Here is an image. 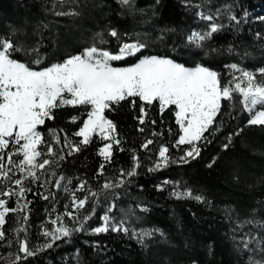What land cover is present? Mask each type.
Wrapping results in <instances>:
<instances>
[{
	"label": "trees",
	"instance_id": "trees-1",
	"mask_svg": "<svg viewBox=\"0 0 264 264\" xmlns=\"http://www.w3.org/2000/svg\"><path fill=\"white\" fill-rule=\"evenodd\" d=\"M201 13L212 16V21L202 19ZM232 15L239 23L229 18ZM213 23L220 26L219 30L199 42L201 46L189 41L193 32L203 34ZM112 30L119 34V41L109 35ZM0 37L25 50L15 53L14 58L21 62L32 64L37 54L31 50L38 48L43 58L39 68L94 44L115 52L120 42L139 41L147 47L138 56L171 58L186 67L200 64L220 73L226 82L231 78L228 65L238 64L250 71L264 67V0H131L128 5L120 0H0ZM132 99L105 112L121 141L119 146L113 145L110 162L99 155L106 141L93 135L89 144L79 145L80 151L66 155L68 150L64 149L65 158L54 165L58 175L71 179L68 192L63 187H41L40 182L25 180L32 190L26 194L31 201L26 227L29 246L35 249L46 242L41 225L55 227L49 221L63 214L64 206L70 204L69 195L79 183L86 181L88 188L99 191L106 180L124 179L128 183L115 189L119 196L110 215L114 222L123 217L126 226L151 232V236H145L141 243L131 232L93 234L90 229L102 224L105 208L113 200L110 196L85 224L89 231L58 240L52 248L19 264H264V126L248 124L249 114L242 111L238 95L234 107L222 101L213 125L219 126V131L206 132L210 143L201 141L200 155L184 163L179 158L189 146L173 147L181 135L174 106L161 113L158 103L145 105L147 115L140 124L142 102L135 98L133 106ZM85 112V106L57 108L54 118L38 130L46 139L49 130L55 129L62 140L67 135L69 141L78 142L82 138L73 133L82 126ZM73 117L77 118L75 123ZM148 139L154 143L142 148ZM161 145L169 148L167 155L176 162L150 172L148 169L155 168L159 160ZM54 147L59 151L60 146ZM133 154L139 157L138 175L119 177L121 169L132 166ZM101 164L103 175L98 174ZM19 175L17 172L13 179ZM165 180L169 183L163 184ZM174 191H191L203 200L178 199L172 195ZM37 193L51 195L45 200ZM3 198L9 201L7 207H15L16 197ZM90 209L91 204H87L81 215ZM65 221L78 226L67 217ZM16 227L17 214L9 213L3 226L6 239L0 241V264H10L16 255L23 257L14 242ZM8 240L13 241L11 247Z\"/></svg>",
	"mask_w": 264,
	"mask_h": 264
},
{
	"label": "snow or ice",
	"instance_id": "snow-or-ice-1",
	"mask_svg": "<svg viewBox=\"0 0 264 264\" xmlns=\"http://www.w3.org/2000/svg\"><path fill=\"white\" fill-rule=\"evenodd\" d=\"M130 2L131 0H120L123 5H128ZM65 14L72 13H57V15ZM200 15L207 21L213 19L212 16L203 13ZM229 18L239 23L234 15ZM219 28L217 24H210L209 31L203 34L193 32L188 39L199 47L201 46L199 42L209 39ZM109 35L119 41V34L115 30L110 31ZM100 42L106 43L103 39ZM145 47L147 45L139 41L120 42L118 50L113 52L94 44L77 54L69 55L61 62L43 68H39L43 63L39 49L33 48L31 51L37 54L32 61L37 67L33 68L32 64L14 58L15 53L25 51L23 48L14 44L11 39L0 37V241L6 239L3 229L6 217L9 213L17 214L14 242L17 251L23 253V257L16 255L11 259L10 264H19L22 259L34 257L39 252L52 248L56 241L65 237L70 238L73 233L89 231L85 228V224L95 214L97 206L108 200L110 196L113 200L105 208V214L101 217L102 224L90 229L93 234L107 233L109 230L123 232L125 235L131 232V236L138 238L141 243L145 236H151V232H137L126 226L127 222L123 217L118 223L114 222L115 217L110 215L116 210L115 199L119 196L115 189L123 187L128 181L106 180L100 185L99 191L88 188L87 182L83 181L71 192V207L66 204L63 214H56L49 221L55 227L49 229L41 225L43 229L41 234L46 238V242L35 249L29 246L26 225L31 201L27 200L26 194L32 190L25 184V180L40 182L41 187L49 185L57 189L63 187L68 192L67 185L72 183L71 179L58 175L54 165L65 158L64 149L68 150L66 155L80 151L79 145L89 144L94 134L108 141L99 149V155L110 162L113 145L121 144L120 139L115 135V124L105 116V112L113 105L133 98L131 103L134 106L135 98H138L142 102L140 124H144L143 116L147 115L145 105L158 103L161 113L166 108L174 106L175 121L182 134L173 147L189 146L179 158L184 163L188 162V158L195 159L200 155L201 141L210 143L205 136L206 132L210 129V134L219 131V126L213 127V125L216 124V117L221 111L222 101H228L229 105L234 107L235 97L238 95L242 111L249 114L248 124L264 126V67L250 71L238 64L228 65L231 78L222 82L220 73L200 64L186 67L171 58L155 55L138 56ZM131 57L137 59L128 66L117 67L113 64ZM64 106L86 108V119L83 120L79 130L73 133L74 136L82 138L78 142L69 141L67 135L62 140L55 129L49 130V138L46 139L38 130L47 120L54 118L55 109ZM76 119L73 117L72 122L75 123ZM140 131L142 132L143 128ZM153 143L148 139L141 147L147 149L148 145ZM54 145L60 146L59 151ZM224 147L226 148L227 145ZM119 150L124 149L120 147ZM168 152L169 148L161 145L158 149L159 160L155 163V168H149L148 171L167 167L170 162L175 163L176 161L171 160L167 155ZM132 159V166L127 170L121 169L119 177L138 175L139 157L133 154ZM17 172L20 175L13 179ZM98 174H104L103 164ZM45 176L55 179H43ZM168 183L167 180L163 182V184ZM160 190H163L162 186ZM85 191L88 195L83 197L75 195L76 192ZM37 194L45 200L51 195ZM172 195L178 199L192 197L197 201L203 200L201 196H193L191 191L182 193L174 191ZM3 197H8L9 200L16 197L15 207H7L9 201ZM87 204H91L90 211L81 215V210ZM141 210L146 211L143 208ZM65 217L78 226H70L66 223ZM7 243L11 247L13 241L8 240Z\"/></svg>",
	"mask_w": 264,
	"mask_h": 264
},
{
	"label": "rangeland",
	"instance_id": "rangeland-1",
	"mask_svg": "<svg viewBox=\"0 0 264 264\" xmlns=\"http://www.w3.org/2000/svg\"><path fill=\"white\" fill-rule=\"evenodd\" d=\"M136 61V58L135 57H131V58H129V59H127V60H124V61H119V62H113V64H114V66H117V67H124V66H128L129 64H131V63H133V62H135ZM84 119H86V115H85V118ZM182 134V133H181ZM95 135V134H94ZM96 136H98V135H96ZM99 137V136H98ZM100 138V137H99ZM106 143H108V141H106ZM105 143V144H106ZM104 144V145H105ZM103 145V146H104ZM102 146V147H103ZM101 147V148H102ZM70 194V193H69ZM71 199H72V195L70 194L69 195V202H70V204H69V206L71 207ZM72 222V221H71ZM260 226V225H259ZM262 257L264 258V249L262 250ZM256 264H257V262H256Z\"/></svg>",
	"mask_w": 264,
	"mask_h": 264
}]
</instances>
